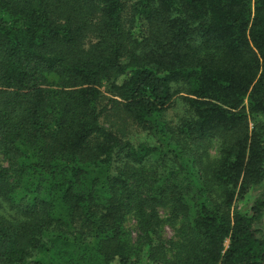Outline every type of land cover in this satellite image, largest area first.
I'll list each match as a JSON object with an SVG mask.
<instances>
[{"label":"trees","instance_id":"obj_1","mask_svg":"<svg viewBox=\"0 0 264 264\" xmlns=\"http://www.w3.org/2000/svg\"><path fill=\"white\" fill-rule=\"evenodd\" d=\"M261 184L264 0H0V264H264Z\"/></svg>","mask_w":264,"mask_h":264},{"label":"rangeland","instance_id":"obj_2","mask_svg":"<svg viewBox=\"0 0 264 264\" xmlns=\"http://www.w3.org/2000/svg\"><path fill=\"white\" fill-rule=\"evenodd\" d=\"M169 117L172 119L173 115L169 113ZM120 127L122 126H127L128 130L130 132L132 140L136 142H147V143H153L154 139L148 135L140 131L136 126H130L131 123L124 119L123 121L119 122ZM215 144L211 143L209 148L201 149L200 153L202 151H207L209 157L214 156V149ZM264 190V184L257 185L252 187L249 192L244 196V199L238 200L235 203V206L237 209H243L246 205L249 207L250 203L253 201L254 197ZM159 217L163 221L162 226H161V234H162V239L167 245V247L170 248V243L174 242L177 240V230L179 228L178 222H174L170 219L167 211L165 210H159ZM264 226V223H263ZM124 228L126 231L131 235L132 239L135 240L138 234L137 227H136V222L135 219L131 216H129L124 224Z\"/></svg>","mask_w":264,"mask_h":264}]
</instances>
